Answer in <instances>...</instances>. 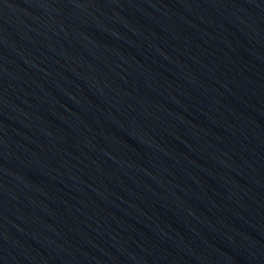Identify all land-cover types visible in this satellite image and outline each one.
<instances>
[{"label":"water","instance_id":"95a60500","mask_svg":"<svg viewBox=\"0 0 264 264\" xmlns=\"http://www.w3.org/2000/svg\"><path fill=\"white\" fill-rule=\"evenodd\" d=\"M0 264H264V0H0Z\"/></svg>","mask_w":264,"mask_h":264}]
</instances>
